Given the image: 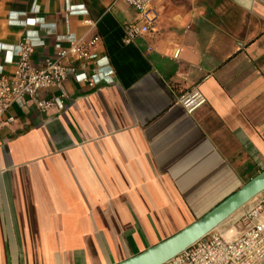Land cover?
<instances>
[{"label":"crops","instance_id":"obj_1","mask_svg":"<svg viewBox=\"0 0 264 264\" xmlns=\"http://www.w3.org/2000/svg\"><path fill=\"white\" fill-rule=\"evenodd\" d=\"M154 5L156 37L126 44L124 27L137 13L123 0H0L3 75L16 71L26 38L37 43L36 68L73 39L96 58L63 63L100 80L90 86L71 74L63 108L7 111L0 264H118L264 170V0ZM197 93L205 102L190 113L185 103ZM244 213L210 234L236 239ZM257 223L264 229V212Z\"/></svg>","mask_w":264,"mask_h":264},{"label":"built area","instance_id":"obj_2","mask_svg":"<svg viewBox=\"0 0 264 264\" xmlns=\"http://www.w3.org/2000/svg\"><path fill=\"white\" fill-rule=\"evenodd\" d=\"M123 1L135 8L137 13L136 20L124 27L123 42L129 44L138 37H156L162 15L154 5V0ZM96 41L97 39L93 43ZM35 47L37 43L28 38L19 44L16 71L11 77L3 75L0 68V127L13 121L6 118V113L14 104L20 107L32 104L41 112H46L54 106L63 108L66 93L62 90L71 74L75 76L77 82H86L90 86L100 82L96 79L97 74L90 76L79 74L76 69L63 63L72 57L96 58L95 55L82 50L75 40L71 39V47L67 49L57 45V58L47 60L42 68H36L31 64L30 58ZM53 88L62 91L60 97L51 99L43 97L44 92ZM197 94L185 103L190 113L205 102ZM263 212L264 196L247 215L242 217L243 221L251 219V223L239 237L230 241L220 234L212 233L166 264H257L264 260V229L257 223Z\"/></svg>","mask_w":264,"mask_h":264},{"label":"water","instance_id":"obj_3","mask_svg":"<svg viewBox=\"0 0 264 264\" xmlns=\"http://www.w3.org/2000/svg\"><path fill=\"white\" fill-rule=\"evenodd\" d=\"M262 193L264 170L202 218L157 245L118 264H166L201 241Z\"/></svg>","mask_w":264,"mask_h":264},{"label":"rangeland","instance_id":"obj_4","mask_svg":"<svg viewBox=\"0 0 264 264\" xmlns=\"http://www.w3.org/2000/svg\"><path fill=\"white\" fill-rule=\"evenodd\" d=\"M264 196V193L263 194H261V195H259L258 197H256L254 200H252L251 202H249L246 206H245V208L243 207L242 209H240L238 212H236V214L235 215H233V217L235 218V217H238L239 216V214H241V213H244V211L247 209V208H254V206L257 204V202L262 198ZM249 209H247V211L244 213V215H247L250 211H249ZM243 217V216H242ZM242 222H243V224H244V226H245V228L248 226V224H250L251 223V219H248L247 221H243L242 220Z\"/></svg>","mask_w":264,"mask_h":264}]
</instances>
